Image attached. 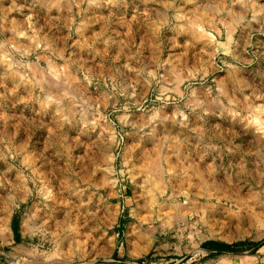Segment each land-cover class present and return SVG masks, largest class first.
<instances>
[{
    "label": "rangeland",
    "instance_id": "1",
    "mask_svg": "<svg viewBox=\"0 0 264 264\" xmlns=\"http://www.w3.org/2000/svg\"><path fill=\"white\" fill-rule=\"evenodd\" d=\"M263 239L264 0H0V264Z\"/></svg>",
    "mask_w": 264,
    "mask_h": 264
},
{
    "label": "trees",
    "instance_id": "2",
    "mask_svg": "<svg viewBox=\"0 0 264 264\" xmlns=\"http://www.w3.org/2000/svg\"><path fill=\"white\" fill-rule=\"evenodd\" d=\"M18 226V222L15 220L14 221V228H17ZM264 244V239L261 241H256V242H249V241H240L237 243H225V242H219L216 240H207L205 241L202 246L203 248H207L212 250L213 252L211 254H214L215 252L218 251H238L239 249H237L238 247L242 246V245H246L249 246L251 248L257 249V247H260Z\"/></svg>",
    "mask_w": 264,
    "mask_h": 264
},
{
    "label": "bare ground",
    "instance_id": "3",
    "mask_svg": "<svg viewBox=\"0 0 264 264\" xmlns=\"http://www.w3.org/2000/svg\"><path fill=\"white\" fill-rule=\"evenodd\" d=\"M43 76H44V75H43ZM44 86H45V85H44ZM113 156H114V155H113ZM153 161H154V160H153ZM155 162H156V160H155ZM156 163H157V162H156ZM151 164H152V163H151ZM161 165H162V164H161ZM152 166H153V165H152ZM161 169H162V168H161ZM162 173H163V172H162ZM157 175H158V174H157ZM159 175H160V174H159ZM159 175H158V176H159ZM155 179H156V178H155ZM158 180H159V181H157V183H156V184L158 185V187H160V188H161V187H164L163 190L165 189V187H166V189H167V186H165V183H166V182H164V180L162 179V176H161V178H158ZM158 187H157V188H158ZM158 189H159V188H158ZM161 189H162V188H161ZM166 189H165V190H166ZM165 190L162 191V192H160V193H162V194L165 193Z\"/></svg>",
    "mask_w": 264,
    "mask_h": 264
}]
</instances>
